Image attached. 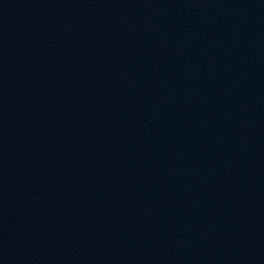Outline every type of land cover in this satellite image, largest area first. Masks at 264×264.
Returning a JSON list of instances; mask_svg holds the SVG:
<instances>
[{
  "label": "water",
  "instance_id": "water-1",
  "mask_svg": "<svg viewBox=\"0 0 264 264\" xmlns=\"http://www.w3.org/2000/svg\"><path fill=\"white\" fill-rule=\"evenodd\" d=\"M0 264H264V0H0Z\"/></svg>",
  "mask_w": 264,
  "mask_h": 264
}]
</instances>
